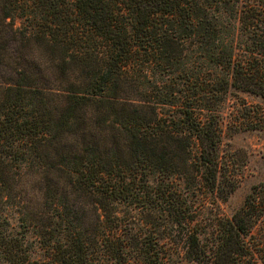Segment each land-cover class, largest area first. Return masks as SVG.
<instances>
[{
  "label": "trees",
  "instance_id": "trees-1",
  "mask_svg": "<svg viewBox=\"0 0 264 264\" xmlns=\"http://www.w3.org/2000/svg\"><path fill=\"white\" fill-rule=\"evenodd\" d=\"M232 88L264 97V0H0V258L264 264V181L192 224Z\"/></svg>",
  "mask_w": 264,
  "mask_h": 264
},
{
  "label": "rangeland",
  "instance_id": "rangeland-1",
  "mask_svg": "<svg viewBox=\"0 0 264 264\" xmlns=\"http://www.w3.org/2000/svg\"><path fill=\"white\" fill-rule=\"evenodd\" d=\"M220 173L224 185L227 179L235 189L221 198L206 186L196 187L191 199L198 214L192 224L210 237L215 221L220 216H231L244 202L253 186L264 181V97L249 91L230 89L222 103L220 122ZM202 182H199L201 184ZM249 242L256 253L264 248V223L258 221ZM257 244V245H256ZM0 264H8L0 258Z\"/></svg>",
  "mask_w": 264,
  "mask_h": 264
}]
</instances>
